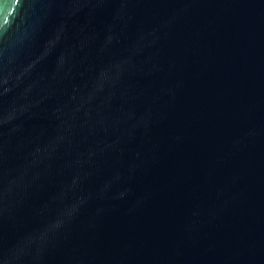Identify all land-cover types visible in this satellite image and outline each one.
<instances>
[{"label":"water","instance_id":"95a60500","mask_svg":"<svg viewBox=\"0 0 264 264\" xmlns=\"http://www.w3.org/2000/svg\"><path fill=\"white\" fill-rule=\"evenodd\" d=\"M0 264H264V0H0Z\"/></svg>","mask_w":264,"mask_h":264}]
</instances>
